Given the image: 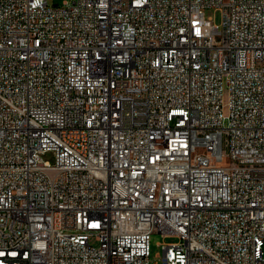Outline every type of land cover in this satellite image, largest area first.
<instances>
[{
	"label": "built area",
	"instance_id": "built-area-1",
	"mask_svg": "<svg viewBox=\"0 0 264 264\" xmlns=\"http://www.w3.org/2000/svg\"><path fill=\"white\" fill-rule=\"evenodd\" d=\"M153 233L264 264V0H0V264H152Z\"/></svg>",
	"mask_w": 264,
	"mask_h": 264
},
{
	"label": "rangeland",
	"instance_id": "rangeland-1",
	"mask_svg": "<svg viewBox=\"0 0 264 264\" xmlns=\"http://www.w3.org/2000/svg\"><path fill=\"white\" fill-rule=\"evenodd\" d=\"M50 4L61 5L65 0H48ZM71 1V0H69ZM206 18H212L215 24H221L222 22V12L215 8H206L204 10ZM227 96V95H226ZM44 159L49 161L51 164L55 163V156L52 152H48L45 154ZM178 238L174 236L164 237L161 233H153L151 238V262L154 264L155 262L160 263L159 255L162 252V248L160 246L161 243H169L175 242Z\"/></svg>",
	"mask_w": 264,
	"mask_h": 264
}]
</instances>
